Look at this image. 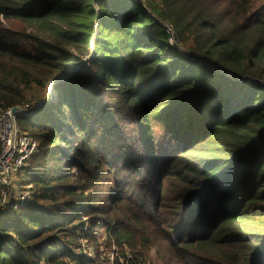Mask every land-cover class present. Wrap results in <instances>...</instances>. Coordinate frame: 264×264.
<instances>
[{
	"label": "trees",
	"instance_id": "obj_1",
	"mask_svg": "<svg viewBox=\"0 0 264 264\" xmlns=\"http://www.w3.org/2000/svg\"><path fill=\"white\" fill-rule=\"evenodd\" d=\"M140 1L0 0V108L54 92L17 120L34 195L0 212V264L92 263L74 247L102 229L135 258L264 264V4Z\"/></svg>",
	"mask_w": 264,
	"mask_h": 264
},
{
	"label": "built area",
	"instance_id": "obj_2",
	"mask_svg": "<svg viewBox=\"0 0 264 264\" xmlns=\"http://www.w3.org/2000/svg\"><path fill=\"white\" fill-rule=\"evenodd\" d=\"M33 110V107L27 102H21L6 109L0 108V186L2 187L0 212L8 210L9 205L17 208L29 203L34 195V190H29L32 189L31 186L28 190L19 192L15 189L19 182L20 172L27 167L30 159L38 149L37 141L21 131L17 125L19 118L31 115ZM10 192H12V195ZM84 228L86 229L87 226H84ZM76 248L78 247H74V251ZM78 253L88 259H93L94 248L90 247L83 252L78 251ZM120 259L125 260L126 258L122 257ZM131 259V256H127V260ZM120 263L123 264V261L120 260Z\"/></svg>",
	"mask_w": 264,
	"mask_h": 264
},
{
	"label": "rangeland",
	"instance_id": "obj_3",
	"mask_svg": "<svg viewBox=\"0 0 264 264\" xmlns=\"http://www.w3.org/2000/svg\"><path fill=\"white\" fill-rule=\"evenodd\" d=\"M256 4H264V0H256ZM0 21H2V18H0ZM170 41H172L171 38ZM185 48L188 49V45H185ZM87 59H89V57L86 55L84 60ZM23 101L36 108L44 101H54V92L53 90H51V86L49 84L45 85L44 87L32 85L25 91V99ZM18 181L19 182L17 183V187L15 188L18 192L22 190H28L30 186V188H32V185L26 178L25 173L19 174ZM29 190L34 189L32 188ZM10 194L12 195V192H10ZM80 221L83 223V226H87V228L84 229V232H88L91 226L90 218L87 215H82L80 217ZM94 234L95 236L93 237V239L88 238L86 240H83L85 238L80 239L82 237H80L79 233H76V236L80 237L76 241V244H78L76 245V247L78 248L75 249V252L77 254L81 255L80 253H78V251L83 252L90 247H94V253H92L93 261L92 263L86 264H121L120 260L123 261V264H165V261L161 258V251L163 250V247L161 248L159 244H154L148 248L145 253V259L141 257L135 258L131 255V253L127 252V250H124L123 252V250L118 245H116L114 242L112 243V240H109L107 233L103 229ZM127 256H131L132 259L127 260ZM122 257H125L126 259H120Z\"/></svg>",
	"mask_w": 264,
	"mask_h": 264
},
{
	"label": "water",
	"instance_id": "obj_4",
	"mask_svg": "<svg viewBox=\"0 0 264 264\" xmlns=\"http://www.w3.org/2000/svg\"><path fill=\"white\" fill-rule=\"evenodd\" d=\"M138 2H139V4H141V5L145 8L146 11H148V10L146 9V7L144 6V4L142 3V1L138 0ZM96 18H98V14H97ZM164 28H165L166 32L168 33L169 37L171 38V37H172V32H171L170 28L167 27V26H165ZM171 42H173V41H171ZM172 44H175V43H172ZM175 46H176L177 48H179L178 45L175 44ZM179 49H180V48H179ZM92 54H93V44H91V48H90V51H89V53L87 54V56L90 58V57L92 56ZM84 61H85V60H84ZM202 64H204V63H202ZM204 65H206V64H204ZM244 81H246V79H245Z\"/></svg>",
	"mask_w": 264,
	"mask_h": 264
}]
</instances>
